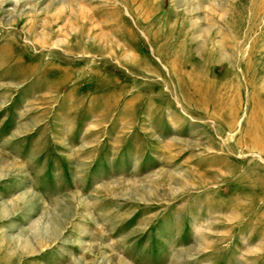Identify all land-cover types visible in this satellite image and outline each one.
<instances>
[{"label":"rangeland","instance_id":"374dc122","mask_svg":"<svg viewBox=\"0 0 264 264\" xmlns=\"http://www.w3.org/2000/svg\"><path fill=\"white\" fill-rule=\"evenodd\" d=\"M0 264H264V0H0Z\"/></svg>","mask_w":264,"mask_h":264},{"label":"bare ground","instance_id":"6f19581e","mask_svg":"<svg viewBox=\"0 0 264 264\" xmlns=\"http://www.w3.org/2000/svg\"><path fill=\"white\" fill-rule=\"evenodd\" d=\"M199 89H201V88L199 87ZM206 91H207V90H206ZM206 91H205V92H206ZM207 93H209V92H207ZM208 96H209V95H208ZM208 96H207V98H206V96H205V94H204V95H203V98L201 97L200 102H201V103L207 102V100H208V98H209Z\"/></svg>","mask_w":264,"mask_h":264}]
</instances>
